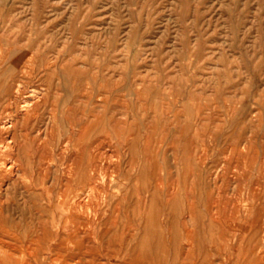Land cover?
I'll list each match as a JSON object with an SVG mask.
<instances>
[{
  "label": "rangeland",
  "instance_id": "rangeland-1",
  "mask_svg": "<svg viewBox=\"0 0 264 264\" xmlns=\"http://www.w3.org/2000/svg\"><path fill=\"white\" fill-rule=\"evenodd\" d=\"M85 110L92 230L151 264H264V0H0L2 200L12 122L50 188ZM17 191L13 218L63 214Z\"/></svg>",
  "mask_w": 264,
  "mask_h": 264
},
{
  "label": "bare ground",
  "instance_id": "bare-ground-1",
  "mask_svg": "<svg viewBox=\"0 0 264 264\" xmlns=\"http://www.w3.org/2000/svg\"><path fill=\"white\" fill-rule=\"evenodd\" d=\"M17 96L15 95L16 98ZM25 106L27 107V105ZM87 112L86 110L83 111L81 118L71 123L70 132L71 135H74L75 140L74 143L71 144L74 138L73 136L68 137V145H72L68 157H64L62 154V156H59L57 154L60 157V163L63 168L57 167V169H55V181L50 188H46L52 175L50 167L43 170V167L40 166L39 172L36 174L32 172V177H30L31 181L26 184L27 179L25 180V176L28 178L29 173L20 165L22 161L21 151H23L17 133L20 125L18 126V122L14 121L12 125L8 127L9 130H5L7 131L6 133L12 135V145H7V149L10 153H15L14 159L16 164L14 162V165H18L20 168L21 180L17 179L12 183L13 188L11 189L13 191H9L8 189L7 191V186L5 187L7 194H9L8 196H10L9 198L2 200V197H0V264H151V261L149 259L147 260V256H149L147 252H151L148 250L149 248L141 250V254L138 252L136 259L132 253L130 254L129 245H132L133 237L138 234L136 233L137 231L132 232L133 229H128L127 231L122 230V232H120L118 229H115V233H111V231L108 230L104 232H102V230H92L94 225L97 227L95 224L97 217H92L90 214V209L92 207L90 194L91 152L87 143L89 126V113ZM25 120L26 118H24V122ZM2 124L0 119V135H2L3 127H5V125L2 126ZM26 139H28V137ZM39 140V137H35L34 139V141L38 142ZM65 151L64 155L66 153ZM35 159L41 163L44 158L42 155H36L35 157L33 156V161ZM3 167L6 168V166ZM9 171V173H13L11 167ZM5 174L3 176V171L1 173L0 170V185L5 183L7 179ZM20 176L18 174V177ZM20 187L25 188V191L28 193L33 192L36 187L38 189L36 197L44 202L42 208L48 212L49 210L52 212L59 210L61 211L60 213L63 214H39L38 212V217L30 216L29 218V215L26 213L27 215L20 214L21 216L18 219L8 215L7 213L14 209L12 205L17 203L12 194L16 195L19 193L20 191L18 192L17 190H19ZM63 187L65 188L64 190H62ZM1 189L3 190V188ZM22 190L23 189H21V191ZM19 194L23 197L21 192ZM38 209L36 208V210ZM28 211L31 212V210ZM30 219L31 221H29ZM161 237L163 236L161 235ZM121 244L127 246L121 247ZM140 255H142V258H145L146 261L142 260L140 262Z\"/></svg>",
  "mask_w": 264,
  "mask_h": 264
}]
</instances>
